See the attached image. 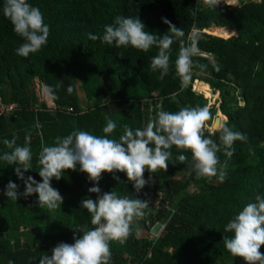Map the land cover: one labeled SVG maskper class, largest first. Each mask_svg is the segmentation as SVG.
Returning <instances> with one entry per match:
<instances>
[{
  "label": "trees",
  "instance_id": "1",
  "mask_svg": "<svg viewBox=\"0 0 264 264\" xmlns=\"http://www.w3.org/2000/svg\"><path fill=\"white\" fill-rule=\"evenodd\" d=\"M28 2L41 10L50 34L38 53L25 58L16 51L24 41L3 16L4 0H0V103L14 105L11 111L0 113V156L10 151L3 144L5 139L15 136L17 145L24 146L28 136L32 169L24 175L40 182V152L52 146L57 136L65 137L73 130L103 136L111 119L116 128L108 136L118 140L124 125L133 130L143 128L161 108L176 112L185 106L204 107L191 85L195 80L208 84L219 93L218 110L227 125L246 134L247 142L234 143L236 151L222 183L216 177L196 179L187 165L176 160L183 154L190 161L191 152L175 146L165 172L145 169V180L150 176L151 180L138 193L124 172H115L118 180L113 173L102 172L98 182L101 193L114 191L121 197L167 204L150 213L144 211L143 218L134 220L124 243L110 242L111 264H246L226 250L223 237L232 235L224 232L228 221L254 202L256 194L264 195V0H239L237 8L221 0L215 10L203 0ZM117 16L137 17L145 31L157 35L168 31L164 19L182 28L186 36L195 27L201 34L200 55L193 60L208 65L207 71L201 74L194 69L189 84L181 85L174 68L178 41L171 46L172 68L161 80L159 72L150 69L151 58L158 51L155 47L145 53L131 46L117 48L99 39L89 40V33L102 36L104 26ZM212 27L209 35L202 32ZM224 29L230 33L228 37L214 36ZM213 60L219 64V72L213 70ZM44 85L55 91L52 105L44 101ZM69 85L73 88L70 94ZM234 90L242 105L231 95ZM218 136H212L217 143ZM218 156L221 162L226 159L222 152ZM178 174L182 177L177 178ZM10 180L23 192V181L14 166L0 160V264H29L36 258L32 264H38L39 257L51 255L58 243L71 244L74 234L77 238L81 235L79 230L95 227L80 202L95 199L97 194L87 191L93 182L79 165L76 170H64L59 180H51L63 197L60 209L54 210L53 222L47 219L48 209L39 206L37 194L16 201L3 196ZM158 223L164 228L158 237L150 238ZM260 251L264 254V245Z\"/></svg>",
  "mask_w": 264,
  "mask_h": 264
},
{
  "label": "clouds",
  "instance_id": "2",
  "mask_svg": "<svg viewBox=\"0 0 264 264\" xmlns=\"http://www.w3.org/2000/svg\"><path fill=\"white\" fill-rule=\"evenodd\" d=\"M221 0H203L209 9H214ZM223 3L240 7L239 0H223ZM3 16L13 26V31L23 39L17 48V54L27 58L30 53H38L47 44L50 27L44 21V16L38 7L31 5L28 0H4ZM195 10L192 15L195 16ZM168 31L157 35L145 31V25L137 17L117 16L112 24L104 26L102 36L89 33V40H101L117 48L131 46L147 53L155 47L158 51L151 58L150 69L159 72V79H164L172 68L171 52L174 42H179V51L174 62L175 73L181 85L186 87L192 79L194 69L203 74L208 65L194 61L200 55L198 46L200 32L193 27L185 34L182 28L164 19ZM213 70L220 71V66L214 60ZM59 87V85H57ZM67 92H73L71 85ZM42 93L49 99H56L52 86L44 85ZM210 112L207 107L185 106L176 112H168L161 108L150 118L143 128L133 130L124 125L123 134L119 139H110L116 123L109 119L103 128V136H96L84 130H73L65 137L57 136L52 146L43 147L39 155L41 181L37 182L32 176L25 177L24 173L32 169V152L29 137L25 145L16 143V137L5 139L3 144L10 149L0 156V160L14 166L18 179L23 181L24 190L20 192L19 185L11 180L4 188V195L16 201L18 197L27 198L35 193L38 195L40 207L48 210L60 209L63 197L52 187L51 180H59L64 170H79L86 173L93 186L89 193H96L95 199L85 198L80 207L86 209L91 216V224L95 227L80 231L79 238L73 235V243H58L51 255H41L38 264H111L112 252L110 242L124 243L132 233L134 220L143 218L144 209L148 202L127 196H118L116 192L101 193L98 182L102 172H124L128 181L133 182V188L138 193L151 180L144 178L145 169L150 173L167 170L172 157L173 146L177 150L190 151L191 160L186 155H179L176 160L188 166L196 179L216 177L224 182L228 176V163L235 153L236 141L247 142L246 134L234 131L227 125V119L208 127ZM205 131L209 135L205 136ZM219 133L217 143L212 136ZM251 151V150H250ZM223 153L226 159L221 162L218 153ZM224 247L233 257H241L246 264H264V195L256 194L254 202L247 203L224 228ZM37 261L30 259L29 264ZM12 264V262H9Z\"/></svg>",
  "mask_w": 264,
  "mask_h": 264
},
{
  "label": "rangeland",
  "instance_id": "3",
  "mask_svg": "<svg viewBox=\"0 0 264 264\" xmlns=\"http://www.w3.org/2000/svg\"><path fill=\"white\" fill-rule=\"evenodd\" d=\"M213 28H215V27L209 28V29L205 30V32L204 31H202V32L205 33V34H207L209 32V30L210 29H213ZM224 31L227 32L226 30H222V31L219 32V35H214V36H217V37L218 36L228 37L230 33L227 32V34H226ZM209 34L210 33H208V35ZM211 35H213V34H211ZM198 83L201 84L198 87V90L200 89V91H196V87L198 86ZM204 84H203V82L202 83L200 81H197L196 82V80H195V81L192 82L191 90L193 91V93H195L196 95H199L202 98V100L204 101V107H207L209 109L210 119L208 121V127L211 128L213 126V124H214L215 119H218L217 122H223L225 120V117H224L225 115H223L222 113H220L219 110H218V104H219V100H220V96H219L218 91L210 88L208 84H205L207 86H205ZM231 95H233L234 97H236L237 96V90L231 91ZM43 98H44V101H45V103L47 105H52L51 100L48 97L43 96ZM236 99L238 101V104L239 105H242L241 103H239V100H238L237 97H236ZM149 103H152V102L149 101ZM13 107H14V105H7V106H5L2 103H0V113L3 110L11 111V109H13ZM150 109H151V104L149 105V111H150ZM176 177L177 178H181L182 177V174H178V175H176ZM131 185L133 186V182H131ZM2 194L4 196V191L2 192ZM159 203H160L159 201H156L155 202L154 200H151L150 199L148 201L149 207L146 208V209H144V211H147V212L150 213L151 211H156L157 210V207H160V206L161 207L162 206L163 207H166L165 206L166 203L164 205H162L161 203L159 204ZM47 219H48L49 222H53L54 221V210H52V211L48 210L47 211ZM148 222H149V220H148ZM161 231H162V229H161ZM158 235H155V236L154 235H151L150 238L158 237Z\"/></svg>",
  "mask_w": 264,
  "mask_h": 264
},
{
  "label": "water",
  "instance_id": "4",
  "mask_svg": "<svg viewBox=\"0 0 264 264\" xmlns=\"http://www.w3.org/2000/svg\"><path fill=\"white\" fill-rule=\"evenodd\" d=\"M215 120H217V119H215ZM214 124H215V121H214ZM161 229H162V224L161 223L160 224L158 223L154 227H152L150 233H151V235H154V236L155 235H158L160 233Z\"/></svg>",
  "mask_w": 264,
  "mask_h": 264
},
{
  "label": "bare ground",
  "instance_id": "5",
  "mask_svg": "<svg viewBox=\"0 0 264 264\" xmlns=\"http://www.w3.org/2000/svg\"><path fill=\"white\" fill-rule=\"evenodd\" d=\"M224 32H225V31H224ZM225 33L227 34V32H225ZM196 82H197V81H196ZM199 85H201V84L198 83V86L196 87V91H200V89L198 90ZM217 121H218V119L215 120V123H217Z\"/></svg>",
  "mask_w": 264,
  "mask_h": 264
},
{
  "label": "built area",
  "instance_id": "6",
  "mask_svg": "<svg viewBox=\"0 0 264 264\" xmlns=\"http://www.w3.org/2000/svg\"><path fill=\"white\" fill-rule=\"evenodd\" d=\"M149 200H150V199H149ZM149 200H148V201H149ZM162 205H164V204H162ZM165 206H167V204H166ZM156 207H157V206H156ZM158 208H159V207H157V209H158ZM163 228H164V225L162 224V229H163Z\"/></svg>",
  "mask_w": 264,
  "mask_h": 264
},
{
  "label": "crops",
  "instance_id": "7",
  "mask_svg": "<svg viewBox=\"0 0 264 264\" xmlns=\"http://www.w3.org/2000/svg\"><path fill=\"white\" fill-rule=\"evenodd\" d=\"M225 30V29H224Z\"/></svg>",
  "mask_w": 264,
  "mask_h": 264
}]
</instances>
